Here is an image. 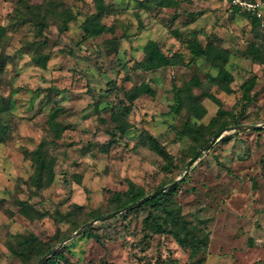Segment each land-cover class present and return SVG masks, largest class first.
<instances>
[{
	"label": "rangeland",
	"instance_id": "374dc122",
	"mask_svg": "<svg viewBox=\"0 0 264 264\" xmlns=\"http://www.w3.org/2000/svg\"><path fill=\"white\" fill-rule=\"evenodd\" d=\"M104 1L111 9L101 22L113 31L85 37L83 25L98 12L97 0H30L56 7L52 15L46 12L44 36L36 23L14 16L17 0H0V25L8 27L0 53L4 48L13 57L0 75V95L13 100L6 114L11 131L0 144V264H29L11 253L9 240L31 233L57 249L50 257L63 252L66 259L51 264H199L201 258L203 264H264V127L239 128L264 125V64L248 54L252 45L264 49V0H245L254 7L239 11L231 0H181L178 8L150 9L136 0ZM67 10L75 19L62 31L58 15ZM245 12L258 19L256 28ZM194 34L203 45L228 50L230 91L220 84L217 67L194 59L184 41ZM151 40L166 54L178 55V64L142 69L139 62ZM41 55L49 57L46 68L33 60ZM194 78L201 85H192ZM142 82L155 94L135 99L127 113L121 109L129 125L117 145L100 151L117 125L112 110L125 98L123 90ZM111 83L115 89L109 94ZM188 85L206 110L202 117L173 108ZM208 93L221 99L225 114ZM232 114L239 116L238 125ZM223 122L225 129L209 134ZM188 125L203 127L208 141L198 146L199 134ZM144 130L165 146L171 162L139 142ZM42 140L54 160V177L37 187L30 152ZM180 178L170 206L188 221L187 239L203 238L205 251L194 253L170 234L155 233L144 221L153 204L141 213L126 210L103 218L125 208L116 210L114 198L130 181L151 194Z\"/></svg>",
	"mask_w": 264,
	"mask_h": 264
},
{
	"label": "trees",
	"instance_id": "16d2710c",
	"mask_svg": "<svg viewBox=\"0 0 264 264\" xmlns=\"http://www.w3.org/2000/svg\"><path fill=\"white\" fill-rule=\"evenodd\" d=\"M98 1V12L94 14L92 17L90 16L84 23V32L85 37H93L100 35L105 31H113V28H108L105 24L101 22V15L105 12L110 11V6L105 3L104 0ZM138 4L145 8H178L182 1L181 0H136ZM55 8H44L41 4H33L30 0H17V6L14 11V16L21 19L20 22H34L37 26V33L39 36H44V30L47 28L48 23L46 21V12L49 15L55 13ZM237 11L240 10V7H235ZM60 15V16H59ZM58 17H62V25L60 29L65 31L68 28V24L70 21L75 19V16L70 11L60 12ZM244 16L251 20V23L254 28L259 25V21L257 18L252 17L251 13L245 12ZM8 31V27L4 25H0V46L3 47L5 36ZM178 37H181L179 34H176ZM187 43L188 47L191 50V53L194 59L203 58L208 62H211L212 65L218 68V80L222 85L223 89L226 91H230V83L232 80V75L226 68V64L229 59V52L225 48L216 45L212 42L207 45H203L197 34L189 36L184 39ZM145 57L142 62H139V66L147 71L157 70L167 66H174L178 64V55H168L166 54L160 44L151 40L147 43L145 47ZM248 54L255 60L264 64V49L259 48L256 45H252L248 50ZM13 59L12 56L5 53L3 48L0 53V75L6 68L7 64L11 62ZM49 57L47 55L34 56L33 60L42 68L47 67ZM127 78H123V81H126ZM112 84V83H111ZM192 85L199 86L200 81L197 78H194L192 81ZM245 88L244 96L247 98L249 102L252 101V97L248 94L249 85L243 86ZM115 87L112 84V87L107 90L109 94L114 92ZM125 94V98L121 99L119 102L118 109L112 110V119L117 123L115 129L112 131V138L108 141L104 142L100 146V151L107 153L109 150L117 145L121 139V136L125 133L128 123L124 120L123 115H121V109H124L125 113L129 112L131 109L132 103L138 97L149 94L154 95L155 89L150 86L147 82H142L140 85H135L131 88V90H123ZM208 97H210L214 102H216L219 106L220 114H225L222 108V101L220 98L215 96L214 94L208 93ZM11 96L0 95V144L4 143L11 131V124L6 119V114L9 113L13 107ZM175 111H180L183 109H187L190 113H194L198 117H202L206 110L204 106L200 103V99L198 96H195L192 93L191 86L188 85L185 89V94L180 95L179 104L177 107L173 106ZM56 112H54L52 117L56 116ZM234 124H239V116L232 114ZM53 127L55 128V137H60L61 130L59 124L54 120L51 122ZM228 126L226 122L219 124L215 130L213 128L210 129L209 134L213 135ZM186 128L189 132L199 134V138L196 139L197 145H204L209 137L206 136V133L203 132V127H198L195 130H191L192 128L188 125ZM62 129V128H61ZM260 130V129H258ZM208 134V135H209ZM120 135V136H119ZM227 139V138H225ZM53 143L55 140H52ZM139 142L154 152L158 153L160 156L164 157L168 162H171L173 156L167 151L165 146L161 144L157 138H155L151 133L147 130H144L139 136ZM47 140H42L40 145L33 151L30 152V156L36 165L37 174L34 176L36 180L34 183L37 187H42L44 184L48 185L52 182L54 177L53 171V163L54 160L49 159L47 153ZM197 149L193 150V154H195ZM179 184H175L172 188L168 189L165 192L155 196L149 201L134 207L133 209H128L126 213L131 214L134 212L141 213L144 210V207L153 204L152 210L149 212L148 216L145 218V223L155 232L160 234H170L175 238L177 243L182 247H187L193 250L194 253H197L198 250L200 252L205 251L206 245L205 240L200 238L199 236H195V241H189L185 236L184 230H189L188 221L185 216L181 214L180 209H176L175 207L170 206V196L176 191ZM165 185L159 186L157 189L164 187ZM148 193L144 188L137 186L134 182H129V188L124 193H117L114 198V202L116 204V210L127 207L141 198L145 197ZM27 209V208H26ZM25 213H29L28 210H25ZM39 216L43 215L41 212H37ZM102 215V214H101ZM97 216V215H96ZM86 221H83L84 223ZM172 223L174 225L173 228H168L166 225ZM166 224V225H165ZM78 226V225H77ZM181 227V229L179 228ZM90 235L94 238H99V235L96 233H90ZM9 248L11 253L29 264H35V262H31L33 258L37 260L38 258L44 256L48 252L52 251L53 247L49 244H45L43 240H41L34 233L29 235H13L9 240ZM66 259L62 251H58L53 257H50L47 262L44 264H51L55 260L54 258ZM205 263V258H201L199 260V264ZM78 264V263H75ZM104 264H112L110 262H104Z\"/></svg>",
	"mask_w": 264,
	"mask_h": 264
},
{
	"label": "water",
	"instance_id": "95a60500",
	"mask_svg": "<svg viewBox=\"0 0 264 264\" xmlns=\"http://www.w3.org/2000/svg\"><path fill=\"white\" fill-rule=\"evenodd\" d=\"M260 127H264V125L240 126L239 128H241V129H245V128H248V129H255V128H260ZM219 137H220V134H217L215 139H217V138H219ZM188 167H189V165H188ZM181 179H182V178L176 180L175 182H173V183L170 184L169 186H164V187H162V188L156 190L155 192L146 195L145 197H143V198H141L140 200L136 201L134 204H132V205H130V206H127V207H125V208H123V209H121V210H119V211H117V212H114V213H112V214H109L108 216L103 217V218H111V217H113L114 215H117V214L121 213L122 211H126V210H128V209H133L134 207H137V206H139V205H142L143 203L149 201L150 199L154 198L155 196L159 195L160 193L167 191L170 187H172L173 185H175V184H176L179 180H181ZM92 223H93V222H92ZM92 223H88V224H86L84 227H86L87 225L92 224ZM75 234L77 235L78 232H76ZM70 238H71V237H69L68 239H70ZM68 239H67V240H68ZM65 241H66V240H65ZM65 241H64V242H65ZM64 242H63V243H64ZM56 251H57V249H54L51 253H49L46 257H44L42 260H40V261H39L38 263H36V264H41L45 259H47V258H49L50 256H52Z\"/></svg>",
	"mask_w": 264,
	"mask_h": 264
},
{
	"label": "built area",
	"instance_id": "2783aa9c",
	"mask_svg": "<svg viewBox=\"0 0 264 264\" xmlns=\"http://www.w3.org/2000/svg\"><path fill=\"white\" fill-rule=\"evenodd\" d=\"M232 3H234L236 6H241L243 8L251 9V7H254L253 4L246 2L245 0H231Z\"/></svg>",
	"mask_w": 264,
	"mask_h": 264
}]
</instances>
